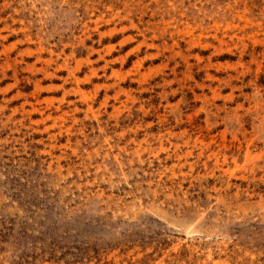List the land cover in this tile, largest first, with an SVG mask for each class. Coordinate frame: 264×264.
I'll use <instances>...</instances> for the list:
<instances>
[{"label":"rangeland","instance_id":"obj_1","mask_svg":"<svg viewBox=\"0 0 264 264\" xmlns=\"http://www.w3.org/2000/svg\"><path fill=\"white\" fill-rule=\"evenodd\" d=\"M0 264H264V0H0Z\"/></svg>","mask_w":264,"mask_h":264}]
</instances>
